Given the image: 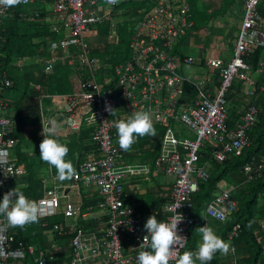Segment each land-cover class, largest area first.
<instances>
[{"label": "built area", "instance_id": "1", "mask_svg": "<svg viewBox=\"0 0 264 264\" xmlns=\"http://www.w3.org/2000/svg\"><path fill=\"white\" fill-rule=\"evenodd\" d=\"M38 1L41 0H19L8 8L0 5V25L4 19L12 18L18 6L27 7ZM42 1H50L51 16L34 9H25L20 16L24 21L46 24L50 33L60 37L46 46L50 56L41 59L43 72H52L60 62H66L69 67L78 64L84 72L78 73L72 91L66 94L50 95L41 85L34 84L36 124L31 125L33 120L24 130L37 136L36 154L39 155L38 145L50 120H56L59 125L56 133L63 131L64 135L79 133L88 126L91 127L86 143L88 151L72 177L60 180L50 173L49 178L42 180L43 189L48 181L53 184L37 200L41 207L37 224L45 230L43 248L22 242L13 246L15 239L10 224L0 214V264H22L28 257L34 258L39 250L42 256L36 263L50 264L55 260L57 241L64 237H71L69 264H137L146 230L143 218L122 199L123 182L128 176L147 179L153 171L172 178L170 195L162 207V220H178L181 215L177 233L183 238L176 240L168 261L175 264L193 225V197L209 178L206 165L199 164L203 159L201 150L211 147L207 142L213 139L215 147L211 157L222 163L229 156H241L250 144L248 133L256 122L255 105L248 104L236 126L229 128L226 96L235 79L241 82L244 94L255 95V80L245 57L255 47H264V16L258 10L261 0H245L230 58L227 61L206 59L205 67L217 70L219 75L213 96L206 90L204 80H189L180 71L182 65L193 63L191 56L181 57L178 48L194 27L187 0H156L130 30L126 58L112 66L91 56L92 49L84 37L92 26L111 22L118 15L117 7L127 0ZM117 24L111 23L113 30L107 34L113 41L118 39ZM26 61L29 60H23ZM258 72H263V66H259ZM186 85L194 88L195 96L185 97ZM11 86L7 74L0 73V96ZM258 89L264 91V80ZM106 105L112 108L111 112L106 110ZM6 109L0 98V196L8 191L13 180L26 174L25 168L17 163L15 151L19 138L10 136L17 129V119L8 116ZM138 109L147 110L154 126L164 130L151 164H131L122 158L123 149L117 143L112 125L113 120ZM263 168L264 161L257 167L245 164V180L259 176ZM217 188L204 214L225 222L237 210V204L231 198L233 188L225 181L219 182ZM84 189L96 190L100 199L88 203L89 199L81 197L74 202L72 196L80 195ZM58 215L62 220L48 227L47 219ZM239 229V224L232 227L228 242H233ZM228 253L235 264L233 244ZM194 258L198 260L195 255Z\"/></svg>", "mask_w": 264, "mask_h": 264}, {"label": "trees", "instance_id": "2", "mask_svg": "<svg viewBox=\"0 0 264 264\" xmlns=\"http://www.w3.org/2000/svg\"><path fill=\"white\" fill-rule=\"evenodd\" d=\"M229 4V0H224L222 7H226ZM258 10L264 16V0H261ZM22 12H25V7L18 6L15 8L12 18L4 19L0 25V73L5 72L12 81V86L7 88L0 98L7 105V115L17 119V129L10 136L19 138L15 151L17 162L18 164H25L28 172L23 175L28 187L26 186L27 188L22 189V191L27 197L36 200L42 195L40 190L42 182L38 172L42 168L45 169L48 162L41 160L36 152L28 155L27 152L24 153L22 150L28 142L35 143L37 140H27L24 130V127L33 120L35 121L37 117L35 115L37 93L33 91V85H41L44 91L50 95L70 93L78 73L82 74L84 70L78 64L75 67H69L66 62H60L54 67L52 72H43L41 59L43 56H50L46 53V46L48 42L57 40L60 37L50 33L46 24L22 20L20 16ZM193 13L192 19L194 21L197 14ZM130 24L133 23H125V25L123 24L120 27L121 33L118 34V38L122 46L118 50L119 53L110 54L104 51V53L97 51L94 53L95 51H91V56L99 60H105L112 65L122 62L127 56L128 42L125 44V38L129 37ZM263 50L264 47L257 46L252 54L245 57V61L251 69L255 70L260 65L263 66V72L260 75L261 80L255 82V95L249 98V102L245 104L244 109L245 112L248 104L255 105L257 109L255 125L248 133L250 144L243 150L241 156H229L222 163H217L212 159L211 147H205L206 149H202L200 152L203 156L200 164L207 166L209 178L207 182L200 185L199 192L193 197L194 204L191 209L193 225L188 231L187 243L180 254L185 250L195 252L200 241V234L196 231L197 227L207 224L213 227L217 234L227 242L228 233L235 224H239L240 229L232 242L235 248L234 255L237 258L235 264H264V168L259 176L251 180H245L243 174L245 164H252L257 167L258 164L264 161V91H259L258 89L264 80V64L260 63ZM108 56L111 59L106 60L105 57ZM34 58H36L35 62L37 60L36 63H40L37 69L34 70L33 66L29 65L25 68L19 67L18 63L20 61L32 59L30 62H34ZM238 82L242 88L241 82L239 80ZM185 90V97L191 98L195 96V90L192 86L186 85ZM32 100H35L34 106L29 108ZM226 109L228 113L226 125L231 128L227 104ZM242 115L238 120L242 118ZM154 127L156 129L155 136H139L127 151L122 150V154L129 155L133 153L129 157L132 162L153 163L164 131L159 126L155 125ZM90 129V127L84 126L79 133H65V135L63 131L55 133L61 142L67 144L69 151L66 154V159L71 160L74 168L76 167L75 170H77V166L81 162L79 158L82 156L84 158L87 155L86 142L89 138ZM24 154H27V156H23ZM28 156H33V161H29L31 158H28ZM51 172L54 176H57L56 169L52 165ZM222 181H225L233 188L231 198L236 202L237 210L229 216L227 221L218 222L206 217L204 208L216 194L217 185ZM47 220L48 227H51L54 223L60 222L62 216L49 217ZM11 234L15 239L13 246L22 242L24 245L37 244L38 247L42 248L45 244V230L40 228L37 222L22 226L18 225L14 230H11ZM222 253L218 251L208 264H220L219 259ZM196 264H199V260H196Z\"/></svg>", "mask_w": 264, "mask_h": 264}, {"label": "crops", "instance_id": "3", "mask_svg": "<svg viewBox=\"0 0 264 264\" xmlns=\"http://www.w3.org/2000/svg\"><path fill=\"white\" fill-rule=\"evenodd\" d=\"M128 1L129 3L127 4ZM128 1L117 7L118 15L114 17V19L118 21V28H116L117 34L121 33V28L119 25L122 26L123 24L125 25V23H135L142 16L144 11L153 7L156 0ZM229 1L230 4L226 7H222L224 0L188 1L191 9V16L193 12L197 14L196 20H194L195 22L193 21L195 23L193 30L187 32V35L180 41L178 46L179 53L182 57L191 56L193 58V63L191 65L185 66L184 76L192 81H206V90L211 95H214L215 93L216 86L219 82V75L217 70L205 67V61L211 57L221 58L224 61H227L230 58L239 31L243 5L245 2V0ZM30 7L34 10L42 11L44 14L51 16L49 11L50 1L45 2L41 0L35 2L33 5H30ZM84 39L90 45L92 52L95 51L94 53L97 51L102 53L109 52L116 54L119 53L117 50L122 46L119 38L114 41L109 39L107 35L103 33V28L101 26L93 30L91 29L90 32L86 33ZM35 59L36 58L33 59L34 62H31L34 64V70L37 69L40 64L36 63L37 60L35 62ZM105 59L107 60L111 58L108 56L105 57ZM29 60L31 61L32 59ZM100 61L106 66L112 65L105 60ZM27 63L28 62L26 61L25 64H22L19 67L25 68L28 65L32 66L31 64ZM260 63L264 64V50L262 51ZM258 71L259 68L255 70L251 69V74L255 82L261 80L260 75L262 73H259ZM241 89L240 83L234 81L232 89L229 90L227 94V108L229 112L231 128L236 126L237 122L239 121V117L244 112L245 104H247L249 102V98H251L247 94H244ZM32 132H34V130H32ZM28 134L29 136H27ZM25 135L27 136V140L37 139V136L30 134L29 131H25ZM36 148L37 140L35 143L28 142L22 150L24 153L27 152L29 155L32 153V151L34 154V152H36ZM25 155L27 156V154H24L23 156ZM131 155H133V153L129 155H122V158L126 159L131 164L140 163L138 161H130L129 157ZM82 157L79 158V161H82ZM28 158H31L30 160L28 159L29 161H33V156H28ZM20 165H22L27 172L25 164L21 163ZM56 183H59L58 179L56 180ZM171 184L172 178L167 177L157 171H153L147 179L128 176L123 182V199L126 204L132 205L141 217L143 213H145L146 217H148L149 215L156 212L154 215L157 216V219L162 220V206L164 202L168 200L171 191ZM15 186L21 190L27 188L28 186L25 176H19L13 180L8 185V190L14 188ZM90 192L95 193V195L91 196L89 194ZM96 193L97 192L94 189H84L80 191V195L75 194L71 199L74 202H77V200L82 197V199H89L88 203H95L99 199ZM16 227H18V225H10V231L14 230ZM36 246L38 247L37 244ZM38 248L41 249V247ZM58 248H60V250H58L57 260L51 264H68L70 253L67 249V243L63 241L59 242ZM41 256L42 251L39 250L37 251L34 258L29 259L28 257L27 260L22 264H37L36 261ZM219 260L220 264H233L234 262V258L230 256V254L226 255L224 252L221 254Z\"/></svg>", "mask_w": 264, "mask_h": 264}, {"label": "clouds", "instance_id": "4", "mask_svg": "<svg viewBox=\"0 0 264 264\" xmlns=\"http://www.w3.org/2000/svg\"><path fill=\"white\" fill-rule=\"evenodd\" d=\"M17 3H19V0H0V5H2L4 8L11 7ZM25 9H27V7H25ZM135 23L133 22V25ZM119 26L121 27V25ZM131 29L132 27H130V30ZM118 50H120V47ZM106 110L111 112L112 108L109 105H106ZM112 125L116 130L117 143L119 147L124 151H127L139 136L156 135V129L154 127L152 117L150 116V113L144 109L132 111L124 118L115 119L112 121ZM58 127L59 125L56 120H50L46 133L42 134L43 139L39 142L38 145L39 157L41 160L48 162L47 165L50 173H52L51 165L55 167L57 176H54L52 174L54 177H57L60 180H65L75 174V168L71 160L66 159V154L69 151L67 144L61 142V140L58 139L55 134ZM187 135L190 136V134ZM49 175L44 179L49 178ZM40 180L42 182L43 179ZM52 185L53 184L48 181V184L46 183L45 189L52 187ZM45 189H43L42 184L40 188L42 194L41 197L43 196ZM37 200L27 197L20 188L15 186L14 188L9 189L8 191L4 192L2 196H0V214H2L6 218L7 222L12 226H22L28 223L38 222L40 218L41 207L38 204ZM178 205L179 203L176 205V208L178 207ZM180 219L174 221H166L157 219V216L154 214H151L146 218V221L143 225V228L146 230V235L142 240L144 244L140 243L141 250L137 253V264H168L170 258L169 254L175 246L176 240L179 238H183L177 233V222ZM196 231L200 234V241L195 250V253L191 250H185L182 254L178 255L175 264H196L194 255L199 260V264H208V262L213 259V256L218 251L226 253L229 246H231L232 244V242H228V240L227 243L224 239H222L220 235L217 234L213 227L207 224L197 227ZM70 238L71 237L60 238V240L57 241V246L59 247V242L61 241L66 242L67 249L70 253ZM44 243H46V238L44 240ZM58 250H60V248H57V253L54 261L57 260Z\"/></svg>", "mask_w": 264, "mask_h": 264}, {"label": "rangeland", "instance_id": "5", "mask_svg": "<svg viewBox=\"0 0 264 264\" xmlns=\"http://www.w3.org/2000/svg\"><path fill=\"white\" fill-rule=\"evenodd\" d=\"M28 8H27V10H31V7L30 6H27ZM116 22H118V21H116L115 19H113L111 22H108V23H106V24H102L101 25V27L103 28V33L105 34V35H107V34H109L110 32H112V30H113V27L110 25L111 23H116ZM100 26L99 25H96V26H92V30L93 29H96V28H99ZM116 28H118V26H115ZM130 27H133V24H130ZM127 39H129V37L127 38ZM127 39L125 38V44L127 43V42H129V40L127 41ZM123 52V51H122ZM121 52V53H122ZM28 63L27 64H31L32 66H34V64H32L31 62H30V60L29 61H27ZM26 62H23V61H20L18 64L19 65H22V64H25ZM185 66L186 65H182L181 67H180V71H181V73L183 74V76H184V68H185ZM185 77V76H184ZM235 81L236 82H238V80L237 79H235ZM33 106H34V101L32 100L31 102H30V104H29V108H33ZM36 123H35V121L34 122H32L31 123V125L32 126H34ZM187 135V134H186ZM27 136H29V134L27 135ZM187 137H189V135H187ZM210 146H211V148H214L215 147V141L213 140V139H211L210 141H208L207 142ZM33 152V151H32ZM36 156V155H35ZM35 160H36V158H34ZM47 167V168H46ZM49 168H48V166L46 165L45 166V169L44 168H42V169H40L39 170V172H38V175H39V177L41 178V179H43V178H46V177H48V175H49V170H48ZM142 217H143V224L145 223V221H146V214L145 213H143V215H142ZM226 255H229V253L228 252H226Z\"/></svg>", "mask_w": 264, "mask_h": 264}, {"label": "bare ground", "instance_id": "6", "mask_svg": "<svg viewBox=\"0 0 264 264\" xmlns=\"http://www.w3.org/2000/svg\"><path fill=\"white\" fill-rule=\"evenodd\" d=\"M28 8V7H27ZM123 14V13H122ZM95 31V30H94ZM129 39H127V41H128ZM111 54V53H110ZM118 57V56H117ZM121 57H123V56H121ZM212 58V57H211ZM121 59H123V58H121ZM119 62V61H118ZM258 97V96H257ZM11 101V100H10ZM27 118V117H26ZM24 147V146H23ZM204 162V161H203ZM202 165V164H201ZM76 168V167H75ZM161 173V172H160ZM245 177V176H244ZM51 229V228H50ZM30 259V258H29ZM32 261V260H31Z\"/></svg>", "mask_w": 264, "mask_h": 264}]
</instances>
